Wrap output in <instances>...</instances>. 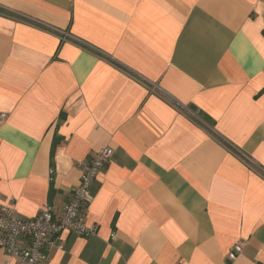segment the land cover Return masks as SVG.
Wrapping results in <instances>:
<instances>
[{"label": "crops", "instance_id": "obj_1", "mask_svg": "<svg viewBox=\"0 0 264 264\" xmlns=\"http://www.w3.org/2000/svg\"><path fill=\"white\" fill-rule=\"evenodd\" d=\"M0 111L22 218L114 150L42 264H264V0H0Z\"/></svg>", "mask_w": 264, "mask_h": 264}, {"label": "built area", "instance_id": "obj_2", "mask_svg": "<svg viewBox=\"0 0 264 264\" xmlns=\"http://www.w3.org/2000/svg\"><path fill=\"white\" fill-rule=\"evenodd\" d=\"M6 118L7 113L0 111V126ZM113 153V148L104 147L79 163L80 182L59 214L53 205L47 204L36 216L22 218L15 208L2 204L0 195V247L7 255L17 259L19 264H42L47 258V248L63 247V232L80 236L96 233V227L87 223L84 209L93 202V183ZM244 245L243 241H238L229 258L234 260Z\"/></svg>", "mask_w": 264, "mask_h": 264}]
</instances>
